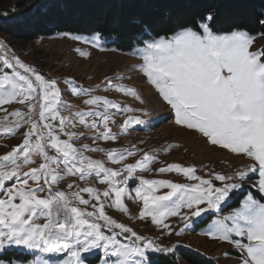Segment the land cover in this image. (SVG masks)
Segmentation results:
<instances>
[{
	"label": "snow or ice",
	"instance_id": "snow-or-ice-1",
	"mask_svg": "<svg viewBox=\"0 0 264 264\" xmlns=\"http://www.w3.org/2000/svg\"><path fill=\"white\" fill-rule=\"evenodd\" d=\"M224 2L244 7L248 0ZM168 3L170 7H199L198 18L190 25L177 23L171 34L157 33L144 40L134 52L141 61L136 67L170 108L175 125L250 163L230 174L208 170L203 175L195 165L168 163L155 171L175 173L182 181L141 178L130 189L138 171L153 170L158 153L136 145L104 148L98 142L117 141L133 126L146 125L143 117L150 115L149 109L93 95L100 85L86 88L66 79L71 94L86 97L83 104L89 106L71 112L73 106L63 99L57 79L46 78L10 48L0 47V112L4 113L0 132L15 136L26 128L20 133L22 142L0 155V255L15 248L33 257L27 264H88L89 254L102 250V264H157L151 254H173L177 245L163 246L108 215L107 209H113L130 216L127 199L142 204L138 219L150 218L161 235L180 236L197 219L215 214L204 235L239 249L241 264H264V49L252 50L255 38L241 24L233 22L223 32L216 30L221 3ZM152 6L158 5L153 2ZM124 8L121 3L119 11H109L117 25L124 21ZM260 24L264 26V20ZM148 27L142 28L141 35H147ZM63 35L93 48L100 46L99 33L91 38ZM76 51L82 57L89 55L79 48ZM104 85L105 92L115 91L140 105L146 103L135 87L113 83L110 78ZM13 104L23 108L9 111L5 107ZM66 111L68 115L63 114ZM119 114L124 119L117 124L114 117ZM78 125L91 133L92 145L97 146H75V141L87 137L84 131L71 130ZM178 147L169 144L163 151ZM88 153H104L107 162L118 167L106 166L104 160ZM139 153L140 159L127 162ZM257 174L258 180L251 185L255 192L245 194V183ZM66 177H75L83 186L73 181L67 184L68 191L55 190ZM91 179L105 187L101 190L89 184ZM240 196L239 206L222 216L235 203L234 197ZM170 218H177L183 227L177 231ZM0 264L25 262L0 259Z\"/></svg>",
	"mask_w": 264,
	"mask_h": 264
},
{
	"label": "rangeland",
	"instance_id": "rangeland-1",
	"mask_svg": "<svg viewBox=\"0 0 264 264\" xmlns=\"http://www.w3.org/2000/svg\"><path fill=\"white\" fill-rule=\"evenodd\" d=\"M15 0H0V17L11 18L9 13H13ZM34 0H27L31 3ZM251 34V33H250ZM78 35V34H73ZM254 39L252 50H260L264 46V36L261 34H251ZM83 36V35H80ZM90 36H83L91 38ZM143 44L135 46L128 52H123L107 45L104 40L100 39V46L93 48L89 44L82 43L64 36L63 33L53 35H38L31 40L12 39L9 36L0 32V47L10 48L12 54L19 57L20 60L31 67L35 68L46 78H53L59 81V87L62 90V96L66 103L73 107L71 112L79 110H87L89 106L83 104L86 97H76L68 90V86L64 80L71 79L76 85L86 88H96L100 85L98 91L93 92V95H103L110 100H115L122 105L127 104L133 107H146L149 109L150 115L143 117L148 121L146 125L133 126L127 134H121L119 139L114 142L99 141L98 146L104 148H131L136 145L143 151H155L158 153L156 162L151 166L150 172H137L135 179L130 181L129 188L134 189L138 186L139 180L143 179H161L170 178L173 180L182 181V177H178L175 173L159 174L155 171L159 167L166 166L168 163H181L183 165H195L200 171L198 174L203 175L208 170H215L222 173H231L235 168L242 167L250 163L243 156H236L227 153L225 150L214 148L206 143V141L198 134L183 129L174 124V114L170 108L162 102L158 94L147 83L146 77L139 71L136 65L140 64L137 55H134L135 50L141 48ZM79 48L89 53L87 57H82L76 51ZM10 72V69H4ZM124 76V79H117L118 76ZM106 78H110L113 83H122L128 86L135 87L146 103L140 105L138 101H134L131 97H125L123 94L109 91L105 92L104 82ZM8 107L9 111L16 108H23L21 105L13 104ZM68 115L66 111L63 113ZM4 113L0 112V117ZM140 115V113H136ZM117 124L123 122L124 115L119 114L114 117ZM26 128L20 129L15 136H7L0 132V155H4L11 149L22 142L21 132ZM72 131H84L87 137L79 141H75V146L79 147L82 144L92 145L91 133L87 129H82L77 126ZM114 133H119L118 127H113ZM64 138V137H62ZM169 144H178V148H173L165 153L163 148ZM93 147L97 145H92ZM93 159L104 160L106 166L118 167L111 165L106 160L104 153H88ZM142 153L136 157L128 158L129 163H134L140 159ZM38 166V165H34ZM206 166V167H205ZM258 180V174L252 175L251 179L245 183V194L248 191L255 192L251 185ZM76 181L75 177H66L59 185L54 186L55 190L68 191L67 184ZM83 186L84 182L76 181ZM89 184L100 188L105 185H100L95 179L88 181ZM134 195V192L132 193ZM87 198V194H85ZM259 198V196H257ZM243 196L234 197L235 203L231 207L224 209L221 215H227L233 207L239 206V201ZM126 204L130 209V216L121 214L113 209H107L108 215L116 219L118 222L124 223L133 228L137 234L155 240L163 246L171 247L177 245V248H184L192 252L198 253L214 261L215 264H241L240 250L219 240L211 239L204 235L209 226L216 219L215 214L208 216L206 219H197L190 228L183 231L182 235H161V230L151 224L150 218L141 221L138 219V214L142 204L138 201L126 199ZM91 210V209H89ZM171 226L179 231L183 227V223L177 218H170ZM123 242V238H121ZM176 248V249H177ZM15 249V248H12ZM17 250V249H16ZM102 250H96L89 254L88 264H102ZM155 254H151L152 259ZM33 257L30 255L27 264ZM114 260L115 258H109ZM178 264H189L185 260L176 257Z\"/></svg>",
	"mask_w": 264,
	"mask_h": 264
},
{
	"label": "trees",
	"instance_id": "trees-1",
	"mask_svg": "<svg viewBox=\"0 0 264 264\" xmlns=\"http://www.w3.org/2000/svg\"><path fill=\"white\" fill-rule=\"evenodd\" d=\"M153 2L158 6H152ZM121 3L125 4V16L123 23L117 25L109 11H119ZM217 3L222 5L217 31L223 32L228 29V24L235 22L251 34L264 33V26L260 24L264 16L259 15L264 12V0H248L244 7L231 6L224 0H199L200 6ZM111 5L115 7L110 9ZM13 7V13H9L11 18L0 17V32L12 39L31 40L38 35L66 32L83 36L99 33L107 45L123 52L143 44L157 33L171 34L177 23L190 25L200 11L199 7H170L168 0H34L31 3L15 0ZM149 25L147 35H141L142 28ZM29 256L8 249L0 259L25 262ZM153 256L157 264H178L176 257L189 264H215L213 260L184 248H177L171 255Z\"/></svg>",
	"mask_w": 264,
	"mask_h": 264
}]
</instances>
